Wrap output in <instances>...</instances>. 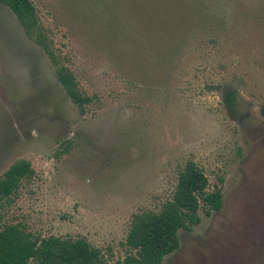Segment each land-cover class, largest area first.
<instances>
[{
	"label": "rangeland",
	"instance_id": "1",
	"mask_svg": "<svg viewBox=\"0 0 264 264\" xmlns=\"http://www.w3.org/2000/svg\"><path fill=\"white\" fill-rule=\"evenodd\" d=\"M31 1L89 101L82 113L0 3V178L34 171L0 223L120 264L134 217L160 211L192 161L223 207L163 264H264V0Z\"/></svg>",
	"mask_w": 264,
	"mask_h": 264
},
{
	"label": "trees",
	"instance_id": "2",
	"mask_svg": "<svg viewBox=\"0 0 264 264\" xmlns=\"http://www.w3.org/2000/svg\"><path fill=\"white\" fill-rule=\"evenodd\" d=\"M15 14L28 38L47 55L55 69L57 81L71 101L84 113L89 100L83 95L76 75L64 64L43 28L35 5L31 0H0ZM235 95L227 93L234 102ZM264 116V107L262 108ZM34 171L26 161L12 165L0 178V209L16 196L26 178ZM223 182V180H221ZM223 207L221 187L210 190L204 171L192 161L178 177L173 197L158 212H145L134 217L126 239L128 254L120 264H163L168 255L180 248L179 231H191L201 223V214L211 216ZM99 248L85 238H42L22 223H0V264H106Z\"/></svg>",
	"mask_w": 264,
	"mask_h": 264
}]
</instances>
